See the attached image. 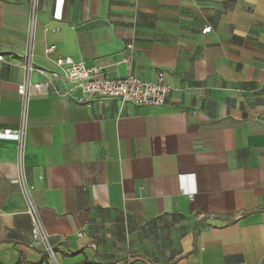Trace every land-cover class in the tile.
Returning a JSON list of instances; mask_svg holds the SVG:
<instances>
[{
    "label": "crops",
    "instance_id": "obj_1",
    "mask_svg": "<svg viewBox=\"0 0 264 264\" xmlns=\"http://www.w3.org/2000/svg\"><path fill=\"white\" fill-rule=\"evenodd\" d=\"M32 10L0 0V129L25 126L22 154L0 138V264H264V0H65L61 20L36 1L37 66L57 68L55 44L126 77L134 41L132 74L171 88L161 106L51 90L24 106ZM21 157L58 263L29 245Z\"/></svg>",
    "mask_w": 264,
    "mask_h": 264
},
{
    "label": "built area",
    "instance_id": "obj_2",
    "mask_svg": "<svg viewBox=\"0 0 264 264\" xmlns=\"http://www.w3.org/2000/svg\"><path fill=\"white\" fill-rule=\"evenodd\" d=\"M33 0V10L30 19V29L27 49L20 55L22 59V70L24 71V81L18 86V92L23 97L24 106H27L28 99L36 94H47L49 90L57 97H69L78 103H87L93 98L119 99L123 103L130 102L135 105L161 106L167 102L171 88L164 83V73L158 74V79L154 82L144 81L131 72L134 60L135 43L131 41L127 45V55L124 62L128 65L129 74L122 78H110L106 75L105 69L100 66H87L83 61H76L71 56H53L56 51L55 44H48L45 47V56L56 65V69H46L37 66L34 61V23L35 6ZM59 10L55 12L54 19H62V9L65 0H57ZM46 30H49L47 27ZM212 27L205 26L204 34L211 32ZM0 61L8 65L12 62L4 55H0ZM37 72L45 77L43 82H33L31 75ZM80 92V95H76ZM25 126L22 123L18 131L11 129H0V138L13 139L19 144V151L22 154ZM193 178V177H191ZM19 184L22 193L27 199L26 213L29 215L31 227L32 248H41L47 257L58 263L57 251L51 242V235L45 230L40 219L38 208L32 199L33 185L27 182L24 172L22 157L19 159ZM182 192L192 200L196 194V186L182 185ZM85 235L84 231L78 233L79 237Z\"/></svg>",
    "mask_w": 264,
    "mask_h": 264
}]
</instances>
